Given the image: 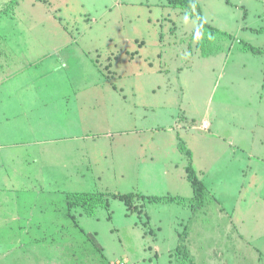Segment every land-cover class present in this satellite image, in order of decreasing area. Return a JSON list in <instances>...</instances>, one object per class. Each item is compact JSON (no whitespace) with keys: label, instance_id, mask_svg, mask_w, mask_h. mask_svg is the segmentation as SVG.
Returning <instances> with one entry per match:
<instances>
[{"label":"rangeland","instance_id":"1","mask_svg":"<svg viewBox=\"0 0 264 264\" xmlns=\"http://www.w3.org/2000/svg\"><path fill=\"white\" fill-rule=\"evenodd\" d=\"M198 2L201 12L167 0H0V58L26 71L19 91L7 83L2 159L26 192H41L57 226L46 239L67 264H264V0ZM56 53L79 84L69 97L66 72L46 74ZM87 73L105 89L82 95ZM75 136L83 141H65ZM129 136H176L185 157L163 163L154 150L151 163ZM230 136H242L244 152L234 155ZM200 147L212 148L213 171L182 151ZM162 163L169 180L156 176ZM191 173L206 186L203 207ZM95 194L106 207L92 208Z\"/></svg>","mask_w":264,"mask_h":264},{"label":"crops","instance_id":"2","mask_svg":"<svg viewBox=\"0 0 264 264\" xmlns=\"http://www.w3.org/2000/svg\"><path fill=\"white\" fill-rule=\"evenodd\" d=\"M5 46L6 44L0 43V47H2L1 49L4 52L7 50ZM8 55L10 56V58H12L13 52H11ZM60 55H63V54L56 53L55 55L49 56L50 59H54V61H57L58 64L52 65L51 67L53 68L46 74L47 75H50V74L58 75L62 71L66 72L65 76L69 77L68 83H69L70 90L66 92L69 95H67L65 92L64 94L66 95H63V93L62 95L69 97L71 96V94H73L74 92L73 90L76 88V86H79V84H74L75 75L69 72V70L67 69L68 66H64L65 64L62 63ZM0 57H6V56L0 54ZM21 58L24 59L23 65H22V67H24V65L26 64L25 62H27V58L25 56H20V59ZM35 58L36 57H34L33 59ZM0 60H3L1 61V64H0V118L1 117L3 118L2 122H0V138L1 137L7 138L6 135L2 131L6 127L5 126V123L7 121L6 116L8 115L6 105L8 102L7 99H9V92L7 91V83H9L12 80L13 82H10V84L11 83H13V85L15 83L16 84L15 86H13L14 89L11 87V92L19 91L18 88L23 85L21 84V78L24 77L26 71L19 72V70H17L18 68H20L18 66L17 59L9 60L8 58H0ZM128 67L130 68L131 66H128ZM81 69L83 68L78 69L77 72L79 73ZM131 70L132 71L130 72L131 76L129 79V84L133 83L132 81H130L131 78H134V79L137 78L135 75L136 70L134 69H131ZM27 75H30V74H27ZM86 76H87L86 78L87 81L85 83L83 82L80 84V88H82L81 90H84L82 95L85 94V91H91L90 89L91 87L93 89L94 88L103 89V90L105 89V88H102L100 85H98V87L92 86V84L88 85V81H90L89 79L90 76L88 75V73L86 74ZM45 77L47 76L41 74L40 76L34 78L35 85L36 83L39 82L38 84L39 92H40V89L45 88V82H46ZM56 77L58 76H55V78ZM50 83H53V81H50ZM126 84H127L126 82L121 83V84L119 82L118 86L121 89H123L125 88ZM48 86L49 88L47 87L46 88L49 91L54 92V93L59 92V90L58 91L56 90L57 85L55 86L48 85ZM65 89H67V87H65ZM23 92H25V90H23ZM41 92H44L45 95L51 94L43 90H41ZM17 95L19 97V93ZM63 96H62V99L64 98ZM51 99L53 98L46 97V100H44V105L46 106L47 104H51V101H50ZM18 106H20V104L17 105V109H18ZM162 108L165 109L164 107ZM183 111L186 114V110H183ZM171 118L173 117L171 116ZM205 122L209 124V129H210L211 124L209 123V121L204 120L203 124ZM78 137L79 136H75V139L74 137L73 138L68 137L67 140L65 139V141L72 142V143L83 141L82 139H79ZM114 137L116 136H104L103 138L107 139V138H114ZM129 137L135 141L139 140L141 142L140 145L137 144V148L145 150V151H150L149 152L150 156H152L151 163L155 162L156 164H158L160 161L164 163L167 154H170V153L178 152V154L183 155L182 152L179 150V146L177 147L178 139L176 136H129ZM167 137L169 141L175 140L173 142L174 143L173 146H170V144L166 143L165 141L160 142V140H164ZM230 137L232 139L229 145L234 155L236 156L237 152L240 151V149L242 152H244L245 148L242 147V144L237 143V141L242 140V136H230ZM92 138L93 136H88V140ZM84 141H87V140L84 139ZM236 148L239 150L238 151L235 150ZM154 150L158 151L157 153L161 154L160 158H162V160L159 159L160 161L158 162L155 161V157L153 158ZM190 150L193 153V155L191 154V157H193V160L196 157L194 161H196L198 159V156L201 155L202 158L204 157L206 159L207 164L210 165L211 167L210 169L214 170V166L216 167L215 162L217 159L212 151V148H206L202 152L201 147H200V150L197 151V154L195 153V150L191 148ZM80 152L81 151L78 150V154ZM3 153H4V150L0 151V159H1L0 161V264H67L66 261L63 260L64 258L62 257L63 248H61L60 245L58 246V244L55 243L57 242L55 238L53 240L46 239L47 237H52L54 235L56 231L53 233L52 231L56 230L57 226L54 225L53 223L52 214L48 215L47 212H43V209L41 207L42 204L40 203V200L42 197L38 199L41 196V192H38V193H34L31 191L26 192L24 180H19V178L21 177L20 175H17L16 177L18 181H16L15 178L10 177L9 165L4 162V159H2ZM68 160L72 165L70 158L66 156V161ZM163 163H162L163 165L162 169L161 170L158 169V171L154 167L153 168H149L150 166L146 167L144 172L149 174L146 176V178L151 179L152 175L154 176L156 171H157L156 176L162 177V175H159V174L161 173L162 170H164V172L162 171V174H164L165 178L169 180L170 179L169 176L172 175V171L168 169V167ZM184 165H183L184 167L187 166L186 164ZM225 165L226 167L230 166V164H225ZM237 167L240 168V167H243V165H238L235 168ZM177 168L175 170H178ZM231 168H233V166ZM150 172H152V174H150ZM38 235H41L45 238L40 239L41 236L37 238L36 236ZM30 238H33L32 239L33 241L31 240L29 241ZM50 241H52L51 245H50ZM46 251L48 252V257L45 256L43 257L42 260H40L39 254L40 253L45 254L47 253Z\"/></svg>","mask_w":264,"mask_h":264},{"label":"trees","instance_id":"3","mask_svg":"<svg viewBox=\"0 0 264 264\" xmlns=\"http://www.w3.org/2000/svg\"><path fill=\"white\" fill-rule=\"evenodd\" d=\"M167 2L173 6H176V7H181L183 10H188L189 12H192V11H197V12H201V6H200V3L198 2V0H167ZM245 45L247 47H245V49L247 51L250 50V52H253L255 54H260L262 53L261 50L253 47L252 45L250 44H247L245 43ZM182 149V148H181ZM182 151L186 152L188 158L190 159L191 161V153L190 152H187L185 151L184 149H182ZM188 171L189 172H194L193 169L190 167H188ZM190 175V180L192 181L193 183V186H194V190H195V198L197 199V205L200 206V207H203L205 204V198H206V186L204 185V183L202 181H200L197 176H193V174H189ZM121 198L123 200H126L127 201V196H121ZM92 200H93V205L92 208L95 210L97 209V207H106L107 204L106 202L103 200V197L99 196V194H95L93 195L92 197ZM153 201H161V198H155V199H152ZM92 204V203H91Z\"/></svg>","mask_w":264,"mask_h":264},{"label":"built area","instance_id":"4","mask_svg":"<svg viewBox=\"0 0 264 264\" xmlns=\"http://www.w3.org/2000/svg\"><path fill=\"white\" fill-rule=\"evenodd\" d=\"M209 127H208V125L207 124H205L204 126H203V129H208Z\"/></svg>","mask_w":264,"mask_h":264}]
</instances>
